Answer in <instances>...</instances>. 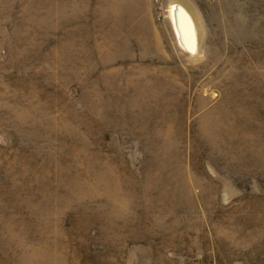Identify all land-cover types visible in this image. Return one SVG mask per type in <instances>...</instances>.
<instances>
[{
  "label": "rangeland",
  "instance_id": "obj_1",
  "mask_svg": "<svg viewBox=\"0 0 264 264\" xmlns=\"http://www.w3.org/2000/svg\"><path fill=\"white\" fill-rule=\"evenodd\" d=\"M0 264H264V0H0Z\"/></svg>",
  "mask_w": 264,
  "mask_h": 264
},
{
  "label": "water",
  "instance_id": "obj_2",
  "mask_svg": "<svg viewBox=\"0 0 264 264\" xmlns=\"http://www.w3.org/2000/svg\"><path fill=\"white\" fill-rule=\"evenodd\" d=\"M182 8V7H181ZM183 9V8H182ZM184 10V9H183ZM184 18H185V22H187V19H186V17H185V15H184Z\"/></svg>",
  "mask_w": 264,
  "mask_h": 264
},
{
  "label": "bare ground",
  "instance_id": "obj_3",
  "mask_svg": "<svg viewBox=\"0 0 264 264\" xmlns=\"http://www.w3.org/2000/svg\"><path fill=\"white\" fill-rule=\"evenodd\" d=\"M172 17V16H171ZM177 20H178V15H177ZM175 21V20H174ZM180 33V32H179ZM181 34V33H180ZM182 38V37H181Z\"/></svg>",
  "mask_w": 264,
  "mask_h": 264
}]
</instances>
